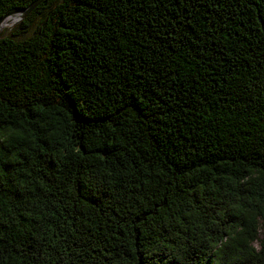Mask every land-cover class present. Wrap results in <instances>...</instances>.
Masks as SVG:
<instances>
[{
	"label": "trees",
	"instance_id": "1",
	"mask_svg": "<svg viewBox=\"0 0 264 264\" xmlns=\"http://www.w3.org/2000/svg\"><path fill=\"white\" fill-rule=\"evenodd\" d=\"M0 264H264V0H44L1 33Z\"/></svg>",
	"mask_w": 264,
	"mask_h": 264
},
{
	"label": "water",
	"instance_id": "2",
	"mask_svg": "<svg viewBox=\"0 0 264 264\" xmlns=\"http://www.w3.org/2000/svg\"><path fill=\"white\" fill-rule=\"evenodd\" d=\"M44 0H36L33 3H31L28 7L12 12L2 18H0V30H1V24L6 21L9 18L14 19L13 24H17L20 20H22L25 16H27L30 12H32L39 4H41Z\"/></svg>",
	"mask_w": 264,
	"mask_h": 264
},
{
	"label": "rangeland",
	"instance_id": "3",
	"mask_svg": "<svg viewBox=\"0 0 264 264\" xmlns=\"http://www.w3.org/2000/svg\"><path fill=\"white\" fill-rule=\"evenodd\" d=\"M13 23H14V19L13 18L12 19H9L6 22V24L1 27L0 34L3 33V32H5V31L6 32L10 31L13 28V26L15 25Z\"/></svg>",
	"mask_w": 264,
	"mask_h": 264
},
{
	"label": "bare ground",
	"instance_id": "4",
	"mask_svg": "<svg viewBox=\"0 0 264 264\" xmlns=\"http://www.w3.org/2000/svg\"><path fill=\"white\" fill-rule=\"evenodd\" d=\"M9 19H12V18H9ZM9 19H7L6 21H4V22L1 24V27H2L3 25H5L6 22H7Z\"/></svg>",
	"mask_w": 264,
	"mask_h": 264
}]
</instances>
